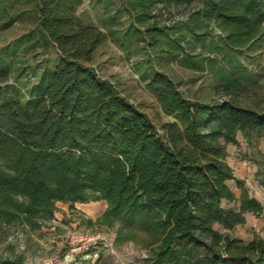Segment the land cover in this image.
<instances>
[{"label": "trees", "instance_id": "obj_1", "mask_svg": "<svg viewBox=\"0 0 264 264\" xmlns=\"http://www.w3.org/2000/svg\"><path fill=\"white\" fill-rule=\"evenodd\" d=\"M83 1L0 0V30L23 14L34 18L1 58L21 49L20 61L33 74L22 86L0 66V232L17 221L41 226L59 201L104 199L99 222L120 223V233L144 232L149 264H264V237L243 241L214 227L231 229L246 213L264 211L239 179L237 197L226 160V144L238 132L264 139V106L234 95L242 63L237 50L264 33V0H199L185 20L172 23L163 11L191 0H112L114 12L102 26L81 18ZM121 12L129 22L119 39L113 23ZM132 30L148 49L195 69L205 64L189 45L213 42L227 55L216 75L228 97L190 98L168 73L154 70L144 77L161 110L139 108L92 63L108 35L123 45ZM52 47L54 65L31 64L33 48ZM162 112L172 119L163 120ZM0 264L25 263L15 257Z\"/></svg>", "mask_w": 264, "mask_h": 264}, {"label": "rangeland", "instance_id": "obj_2", "mask_svg": "<svg viewBox=\"0 0 264 264\" xmlns=\"http://www.w3.org/2000/svg\"><path fill=\"white\" fill-rule=\"evenodd\" d=\"M111 1L84 0L78 8V14L84 21L102 26L103 19L109 18L114 8ZM198 4L199 0L181 1L163 11L162 17L170 23L183 21ZM119 18L113 26L120 30L117 34L121 39L129 18L122 12ZM33 20L26 13L9 28L0 30V61H4L0 62V66L8 68L10 81L22 86L30 83L29 72L33 74L27 64L23 65L20 61L26 58L22 50L18 51L17 57L1 58L3 48L32 25ZM213 29L219 34L215 27ZM115 38L116 34L107 36V40L98 47L92 63L139 108L153 106L161 110L158 99L147 88V79L144 77L154 70L168 73L190 98L208 101L228 97L216 75L219 66L227 63V55L217 50L213 42L202 44L197 40L189 45L191 52L196 55L194 59L205 64L204 69H195L181 65L178 56L160 54L155 47L148 49L143 37L134 30L124 39L123 45L117 43ZM237 51L242 63L237 73L240 86L235 90V98L245 104L264 106V33L250 46ZM28 57H32L31 64L44 62L52 66L58 53L54 47L48 48L46 53L33 48ZM162 118L166 121L172 119L163 112ZM236 138L235 143L226 144V160L235 176L228 184L238 197L241 189L236 180H241L249 193L264 203V187L260 183L264 180V139L253 135L247 140L240 132ZM234 204L223 202L225 207ZM106 207L104 199L73 204L59 201L53 218L44 220L39 227L31 228L19 221L14 222L0 232V258L20 257L25 264H149L150 248L145 233H120V223H100L99 218ZM245 216L243 223L231 229L218 223L214 227L243 241H249L254 236L264 237V211L262 215L248 212Z\"/></svg>", "mask_w": 264, "mask_h": 264}, {"label": "crops", "instance_id": "obj_3", "mask_svg": "<svg viewBox=\"0 0 264 264\" xmlns=\"http://www.w3.org/2000/svg\"><path fill=\"white\" fill-rule=\"evenodd\" d=\"M26 29H27V28H26ZM26 29H24V30H23L21 33H19L17 36H19V35L22 34L24 31H26ZM17 36H16V37H17ZM16 37H15V38H16ZM97 49H98V48H97ZM75 203H77V202H75ZM71 204H72V203H71ZM262 204H263V206H264V203H262ZM56 205H57V204H56Z\"/></svg>", "mask_w": 264, "mask_h": 264}, {"label": "built area", "instance_id": "obj_4", "mask_svg": "<svg viewBox=\"0 0 264 264\" xmlns=\"http://www.w3.org/2000/svg\"><path fill=\"white\" fill-rule=\"evenodd\" d=\"M130 64L132 65V62H130Z\"/></svg>", "mask_w": 264, "mask_h": 264}]
</instances>
